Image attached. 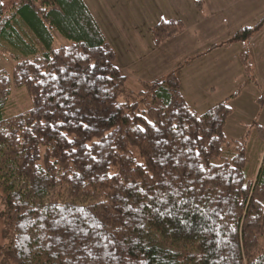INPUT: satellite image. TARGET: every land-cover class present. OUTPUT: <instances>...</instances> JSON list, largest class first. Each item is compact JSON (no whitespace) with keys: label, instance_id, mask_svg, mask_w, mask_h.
Segmentation results:
<instances>
[{"label":"trees","instance_id":"obj_1","mask_svg":"<svg viewBox=\"0 0 264 264\" xmlns=\"http://www.w3.org/2000/svg\"><path fill=\"white\" fill-rule=\"evenodd\" d=\"M184 29L170 20L150 33L161 46ZM0 54L15 63L0 71L14 264H264V155L249 180L246 140L225 133L235 96L198 114L176 71L135 92L84 0H0ZM16 88L33 107L6 117Z\"/></svg>","mask_w":264,"mask_h":264},{"label":"rangeland","instance_id":"obj_2","mask_svg":"<svg viewBox=\"0 0 264 264\" xmlns=\"http://www.w3.org/2000/svg\"><path fill=\"white\" fill-rule=\"evenodd\" d=\"M85 2L115 51L117 67L135 92L139 91L141 82L162 80L176 71L183 97L199 114L235 96L236 99H231L236 103L235 116L229 118L225 133L229 140L235 137L246 140V176L255 180L262 143L253 126L264 128V25L252 41L242 43L233 38L239 30L254 28L264 18V0ZM170 20L182 22L185 29L158 46L150 29ZM69 44L58 35L57 47ZM243 54L249 56L253 69L250 75L242 62ZM14 67L9 57L0 54V71L11 74ZM32 107L27 90L16 88L5 115L12 117ZM4 210L0 191V264H14L6 255L9 238Z\"/></svg>","mask_w":264,"mask_h":264},{"label":"crops","instance_id":"obj_3","mask_svg":"<svg viewBox=\"0 0 264 264\" xmlns=\"http://www.w3.org/2000/svg\"><path fill=\"white\" fill-rule=\"evenodd\" d=\"M85 1V0H84ZM86 3V2H85ZM87 5V4H86ZM89 8V7H88ZM90 11H91V9H90ZM97 20V19H96ZM98 21V20H97ZM99 23V22H98ZM234 101L235 100H232L231 102H230V106L232 107V109H233V115H232V117L233 116H235V111H236V109H235V105H236V103H234ZM256 105V104H255ZM199 114V113H198ZM231 117V118H232ZM227 126H228V124H227ZM227 135V134H226ZM228 137V136H227ZM238 139H243L242 137H235V138H232L231 140H238ZM260 154H259V160L257 161V170L255 171V178H256V176H257V174H258V171H259V169H260V166H261V161H262V158H263V155H264V146L262 145L261 147H260ZM254 178V179H255Z\"/></svg>","mask_w":264,"mask_h":264}]
</instances>
